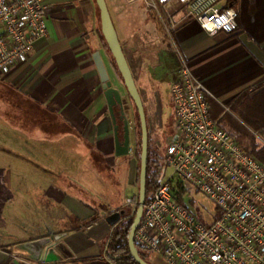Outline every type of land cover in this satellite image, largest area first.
Listing matches in <instances>:
<instances>
[{
	"label": "crops",
	"instance_id": "crops-1",
	"mask_svg": "<svg viewBox=\"0 0 264 264\" xmlns=\"http://www.w3.org/2000/svg\"><path fill=\"white\" fill-rule=\"evenodd\" d=\"M106 1L137 87L141 90L129 56L140 54L147 45L144 44V32L135 27L140 23L136 15L138 0ZM46 3L50 9L46 45L35 50L26 63L15 67L5 81L24 97L64 121L68 126L65 136H80L92 155L97 153L108 163L116 162L114 125L104 95L101 64L113 85L122 93L123 90L101 37L96 2L46 0ZM230 4L238 11V29L234 33L221 31L211 36L196 20H184L173 34V46L177 52L172 58L173 66L162 68V75L168 84L178 79L180 53L212 94L208 96L209 110L210 102L214 103V118L211 117L219 124L218 120L228 112L246 125L230 107L241 95H255L264 90V0L220 2L221 6ZM149 17L147 15L146 20ZM134 61L137 63L139 59ZM160 86V83L155 84V91ZM154 89L148 98L141 91L144 105L152 104L148 109L153 119L150 131L162 130L174 122L172 109L163 122V109L159 111L155 105L161 94L153 96ZM168 96L171 107L169 87ZM127 112L128 108L126 115ZM2 131L0 134L5 135L7 141L11 138L13 148H22L27 153L19 158L9 155L3 160V156L0 157V264H116L106 253V242L113 227L106 217L98 211L99 219L84 226V221L93 216L96 209L73 191L77 181L70 173L75 171V156L68 160L57 157L43 162L39 158L30 159L33 144L26 140L24 132L12 130L11 134L10 129ZM69 149L76 151V142ZM58 153L61 157L60 151ZM40 155L45 157L44 153ZM35 183L37 187L33 185ZM45 237H52L61 260L46 262L43 257H35L32 242ZM98 256L101 257L96 258Z\"/></svg>",
	"mask_w": 264,
	"mask_h": 264
},
{
	"label": "built area",
	"instance_id": "built-area-1",
	"mask_svg": "<svg viewBox=\"0 0 264 264\" xmlns=\"http://www.w3.org/2000/svg\"><path fill=\"white\" fill-rule=\"evenodd\" d=\"M140 1L169 35L190 18L211 36L238 29L236 7L221 6L222 0ZM49 15L46 0H0V78L46 45ZM179 60L178 79L169 87L173 132L163 148L172 172L146 198L135 244L164 264H264V162L211 117L210 90L180 53ZM193 190L215 203L211 219L186 203ZM126 206L134 212L138 202Z\"/></svg>",
	"mask_w": 264,
	"mask_h": 264
},
{
	"label": "rangeland",
	"instance_id": "rangeland-1",
	"mask_svg": "<svg viewBox=\"0 0 264 264\" xmlns=\"http://www.w3.org/2000/svg\"><path fill=\"white\" fill-rule=\"evenodd\" d=\"M136 4V15L139 16L140 23H136L135 27L139 31L144 32V37H146L144 44L147 45L146 49L142 50L140 54H130L129 56L132 58L135 73L139 77L140 93L143 91L145 97L148 98L151 96V90L154 89L155 84L160 83L162 85L160 86L162 89L156 87L157 91L154 89L152 94L153 96L161 94L160 100L157 99L158 102L155 105L159 111L161 108L163 109L162 118L164 122L171 113L172 104L170 107L168 99V87H170V84H168L169 82L165 76L162 75V68L170 69L174 63L172 58L177 54L173 46L174 31L169 35L163 23L143 1L138 0ZM147 15L150 16L148 20H146ZM161 45L164 46L163 49ZM134 59H139L140 64L138 65L137 63L139 62L136 63ZM118 75L122 82V95L126 100L125 107L126 109L128 108L127 118L130 125L131 146L130 153L118 157L116 162L110 161L108 163L104 156L97 153L92 155L85 141L80 136H65L68 126H57L55 120L53 121V113L24 97L18 90L10 86L5 81V78H0V131L3 132L2 130L7 131V129H10L9 133H13L12 130L24 132L25 136H27L26 140L31 145L33 144L30 148L31 151L33 150L29 154L30 159L37 160L39 158L43 162V160L57 159V157L68 160L70 157L73 158L75 156L73 161L75 171L70 173L77 181V183H74L76 187L72 184L74 193L83 201L93 205L97 211L102 213L103 217H107L110 213L118 210H125L124 218H127L133 213V210L132 206H126V203L130 199L133 202H137L139 194V183L136 181V169L140 165L139 154L136 152L139 126L134 102L127 93L119 73ZM151 105V102L148 103V107L144 105L150 133L149 144L151 152H157L159 179H163L172 172V169L166 165L163 148L165 143L168 142L167 137L170 138L172 135L173 124L162 130L151 129L150 131V123L152 126L153 119L148 113V109H151ZM59 131L60 133H57ZM259 134L264 138V134ZM5 137V135L0 134V157L3 156L1 157L3 160L9 155H14L17 158L22 155L26 156L25 153L27 151L22 150V148H13L10 144L13 143L10 142L12 141L11 138L8 137L10 141H7ZM22 141L24 142V140ZM75 142L77 149L76 151H71L69 146L71 144L73 146ZM257 144L263 146L258 139ZM58 148H61V150ZM59 151L61 157L58 156ZM40 153H44L45 157H42ZM33 185L37 187L36 183ZM186 203L205 220L211 219L210 214H214L217 210L215 203L208 196L196 190L191 191L186 196ZM149 255V260L152 263L164 264L160 256L152 253Z\"/></svg>",
	"mask_w": 264,
	"mask_h": 264
},
{
	"label": "water",
	"instance_id": "water-1",
	"mask_svg": "<svg viewBox=\"0 0 264 264\" xmlns=\"http://www.w3.org/2000/svg\"><path fill=\"white\" fill-rule=\"evenodd\" d=\"M95 1L100 11L102 34L112 56L115 59V63L125 85L126 91L132 98V101L134 102L140 117L142 146L140 155L139 199L138 206L135 211V217L133 219L128 236V245L132 257L139 264H151L141 257L139 249L134 241V233L138 223L140 222L143 213V206L146 200V180L149 155V134L146 110L142 95L139 91V88L137 87L133 71L120 42L107 1ZM100 72L103 79L104 95L106 97L109 112L114 125L115 154L117 157L125 156L130 153L131 146L130 125L125 111L126 100L123 98L121 90L113 85L112 80L109 78V75L102 64L100 65ZM120 120H122L123 123L122 136L119 130ZM124 215L125 212L121 210L107 216L106 220L111 226H114ZM32 245L35 247V251L33 253L38 259L43 257L46 262H53L62 259V256L58 253L53 244L52 237H45L35 240L32 242Z\"/></svg>",
	"mask_w": 264,
	"mask_h": 264
},
{
	"label": "trees",
	"instance_id": "trees-1",
	"mask_svg": "<svg viewBox=\"0 0 264 264\" xmlns=\"http://www.w3.org/2000/svg\"><path fill=\"white\" fill-rule=\"evenodd\" d=\"M229 1L231 2L232 0H229ZM101 37H102V40L106 48L108 49L110 53V56L113 60L115 68L117 72L119 73V70L115 63V59L112 56L109 50V47L102 34V30H101ZM12 87L16 89L14 86ZM207 101H208V96H207ZM210 106H211V110H210L211 116L214 118V113L212 110L214 107V103L210 102ZM230 108L236 115L239 116V118L249 128L246 125L242 124L239 120L234 118L228 112H225L223 116L218 120L220 126L223 129L227 130L231 134V136H233L243 146V148L246 151L252 154L259 161L264 162V146H259L257 144V138L255 134L250 130L251 128L254 131L264 134V90L260 91L259 93L255 95H251L250 93H245L241 95L235 101V103L232 104ZM135 109L138 115V126H139V138H138L136 152L139 154V158H140L141 146H142V131H141V124H140V117H139V113H138L136 106H135ZM53 117H54L53 121L55 120V123L57 126L66 125L64 121H62L56 114L53 113ZM57 133H60V131ZM148 134H149V143H150L149 131H148ZM158 165H159V159L157 157V152H151L150 144H149L147 180H146V198L147 199L150 196V194L154 191L159 181ZM139 174H140V165L136 169V181L138 183H139ZM138 199H139V194L137 197V202H138ZM94 211L95 212L93 216H91L86 221H84V226H89L95 223L99 219L100 215L98 214V211L97 210H94ZM135 211L127 218H124L125 215L122 216L123 218H121L120 221H118V223L112 227V231L106 242V253L115 261L116 264H139L132 257L130 249H129V245H128V236H129L130 228L133 223V219L135 217ZM139 253L141 257L145 259L147 262L154 264L149 260L150 259L149 254L151 253L146 252L142 249H139ZM100 257L101 256H98L96 258H100Z\"/></svg>",
	"mask_w": 264,
	"mask_h": 264
},
{
	"label": "flooded vegetation",
	"instance_id": "flooded-vegetation-1",
	"mask_svg": "<svg viewBox=\"0 0 264 264\" xmlns=\"http://www.w3.org/2000/svg\"><path fill=\"white\" fill-rule=\"evenodd\" d=\"M125 109H126V108H125ZM119 124H120V129H119V130H120V134H121V136H122V134H123V129H122V128H123V123H122V120L119 121ZM130 134H131V132H130ZM130 136H131V135H130ZM119 211H121V210H118V211L112 212V213H110V215L113 214V213L119 212ZM122 211H124V212L126 213L125 210H122ZM122 218H123V217H122Z\"/></svg>",
	"mask_w": 264,
	"mask_h": 264
}]
</instances>
